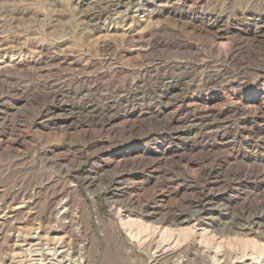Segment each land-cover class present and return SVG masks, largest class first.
Instances as JSON below:
<instances>
[{
    "label": "rangeland",
    "instance_id": "1",
    "mask_svg": "<svg viewBox=\"0 0 264 264\" xmlns=\"http://www.w3.org/2000/svg\"><path fill=\"white\" fill-rule=\"evenodd\" d=\"M203 226L264 243V0H0V264H264Z\"/></svg>",
    "mask_w": 264,
    "mask_h": 264
},
{
    "label": "bare ground",
    "instance_id": "2",
    "mask_svg": "<svg viewBox=\"0 0 264 264\" xmlns=\"http://www.w3.org/2000/svg\"><path fill=\"white\" fill-rule=\"evenodd\" d=\"M106 3V2H105ZM108 4V3H107ZM105 5V4H104ZM102 5V7L104 6ZM101 7V6H100ZM105 7V6H104ZM109 7V6H108ZM109 9V8H108ZM116 9V8H115ZM103 10V9H102ZM107 11V10H106ZM93 12V11H92ZM91 14V13H90ZM86 16V15H85ZM99 17V16H98ZM218 29V28H217ZM263 34V33H262ZM183 72V71H182ZM163 74V73H162ZM161 75V74H160ZM173 77V76H172ZM151 79V78H150ZM150 87V86H149ZM153 89V88H152ZM156 90V89H155ZM172 90V89H171ZM7 92V91H6ZM168 93V92H167ZM165 95V94H164ZM174 96V95H173ZM131 97V96H130ZM59 103V102H58ZM160 103V102H159ZM64 105V104H63ZM84 108V107H83ZM105 109V108H104ZM109 110V109H108ZM95 111V110H94ZM7 112V111H6ZM68 205V204H67ZM193 205V204H191ZM62 209L65 207L62 205L60 206ZM67 211V208L65 210V212ZM132 211V210H131ZM130 211V212H131ZM136 215V213H135ZM139 216V215H138ZM80 217V216H79ZM123 217V216H122ZM149 217V216H148ZM178 220V218H176ZM176 221V220H175ZM173 222L172 224H170V226H164V223H160V224H156L155 223H151L150 221L144 220V219H140V218H135L134 215L132 214H126L125 218L122 219L121 225L124 227V229L128 232V234L135 238V239H146L147 237H149L148 240H146V242L144 243V249L149 253L151 248L154 246L155 250L153 252V254H150V257H155L156 252L158 251L159 247L162 245L163 242L167 241H171L176 240L177 242L186 239L187 237L191 236L193 233H195L196 231L194 230L195 226L190 224L189 226L187 225H182L180 226L178 223L179 222ZM185 224V223H184ZM192 225V226H191ZM69 226V225H68ZM196 229V228H195ZM240 229V227H239ZM248 229V228H247ZM242 230V229H241ZM244 230V229H243ZM199 235H198V243H204L205 245H209V244H216L217 241V249H220V246L222 244L223 247V239L226 241L225 238H229L228 234L223 237V235H217L211 231H209L208 228H206L205 226L201 227V229L199 230ZM20 232V231H19ZM198 233V232H197ZM254 238V237H253ZM258 239V238H257ZM60 240V239H59ZM229 241L225 242L228 243L229 246L232 245H236V242H241L242 246L244 247V249H251L253 250V252H264V243H260V240L257 241L256 238L252 239V238H248L247 236H245V238H243V236H238L237 234L234 236V238L228 239ZM145 241V240H144ZM264 241V240H263ZM34 242V241H33ZM48 242V240H47ZM173 242V241H172ZM22 243V242H21ZM53 244V243H52ZM165 244V243H164ZM167 244V242H166ZM170 244V243H168ZM51 245V244H50ZM216 245V246H217ZM44 246V245H43ZM166 246V245H165ZM169 246V245H168ZM212 246V245H211ZM142 247V246H141ZM163 247V246H162ZM236 247V246H235ZM37 248V247H36ZM68 248V247H67ZM231 248V247H230ZM237 248V247H236ZM61 249V248H60ZM174 249V248H173ZM208 249V248H207ZM226 249H228L226 247ZM238 249V248H237ZM44 250V249H43ZM69 250V249H68ZM186 250V249H185ZM216 250V249H215ZM160 251V250H159ZM238 251V250H237ZM245 251V250H243ZM217 252V250L215 251ZM219 252V251H218ZM226 252H229L228 250H226ZM231 252H233V250H231ZM250 252V250H249ZM29 253V252H28ZM34 253V252H33ZM39 253V252H38ZM55 253V252H54ZM221 253V252H220ZM238 253V252H237ZM23 254V253H22ZM66 254V253H65ZM158 254V253H157ZM226 254V253H225ZM232 254V253H230ZM248 253H246L247 255ZM253 254V253H251ZM257 254V255H258ZM264 254V253H263ZM56 255V254H55ZM224 255V254H223ZM234 255V254H233ZM242 255V254H241ZM38 256V255H37ZM262 256V255H261ZM70 257V255H69ZM214 257V256H213ZM231 257V255H230ZM237 257V256H236ZM235 257V258H236ZM256 257V256H255ZM57 258V257H56ZM215 258V257H214ZM228 258V257H227ZM233 258V257H232ZM231 258V259H232ZM240 258V257H239ZM59 259V258H58ZM225 259V258H224ZM34 260V259H33ZM32 260V261H33ZM41 260V259H40ZM39 260V261H40ZM62 260V259H61ZM60 260V261H61ZM65 260V258H64ZM80 260V259H79ZM180 260V259H178ZM256 260V259H255ZM22 262V261H21ZM231 262V261H230ZM228 262V263H230ZM260 262V261H259ZM28 263V262H27ZM75 263V262H74ZM176 263V262H175ZM181 263V262H180ZM179 261L177 262V264H180ZM223 263V262H222ZM47 264V263H46ZM155 264V263H154ZM184 264V263H183ZM227 264V263H225Z\"/></svg>",
    "mask_w": 264,
    "mask_h": 264
}]
</instances>
